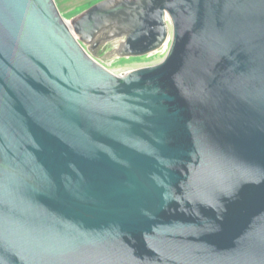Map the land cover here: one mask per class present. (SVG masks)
<instances>
[{
	"label": "water",
	"instance_id": "water-1",
	"mask_svg": "<svg viewBox=\"0 0 264 264\" xmlns=\"http://www.w3.org/2000/svg\"><path fill=\"white\" fill-rule=\"evenodd\" d=\"M0 264H264V0H0Z\"/></svg>",
	"mask_w": 264,
	"mask_h": 264
},
{
	"label": "rangeland",
	"instance_id": "rangeland-1",
	"mask_svg": "<svg viewBox=\"0 0 264 264\" xmlns=\"http://www.w3.org/2000/svg\"><path fill=\"white\" fill-rule=\"evenodd\" d=\"M56 4L68 21L88 7L96 4L101 0H55ZM168 24L170 22L168 20ZM171 42V25L166 42L158 49L139 56H117L114 53V48L117 47V41H112L105 44H100L98 48L91 51L86 44L84 48L98 61L113 73L120 74L125 71L156 64L160 62L166 55Z\"/></svg>",
	"mask_w": 264,
	"mask_h": 264
}]
</instances>
